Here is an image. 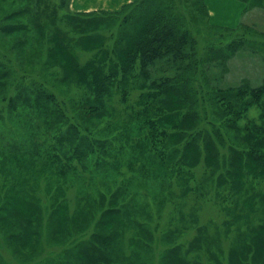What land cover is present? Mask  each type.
Listing matches in <instances>:
<instances>
[{
    "label": "rangeland",
    "instance_id": "rangeland-1",
    "mask_svg": "<svg viewBox=\"0 0 264 264\" xmlns=\"http://www.w3.org/2000/svg\"><path fill=\"white\" fill-rule=\"evenodd\" d=\"M171 1L191 43L182 48V59H156L145 83L164 84L161 123L177 134L196 125L195 135L202 129L195 116L209 111L211 90L264 83V0H241L244 11L232 28L211 23L204 10H198L200 1ZM18 7L16 3L7 11ZM23 9L28 28L23 30V56L11 50V39L6 41L1 33L0 50L23 67V95L32 100L36 89L29 80H38L63 102L64 111L58 116L48 108H32L23 97V112L16 109L0 121L11 148L18 144L17 150L23 143V177L26 171L28 179L34 177L32 184L23 181V250L12 251L5 230H0L2 264H79L84 246L101 247L106 236L110 244L99 264H264L259 244L260 236L264 239V175L252 172L249 179L234 182L227 172L233 169L230 146L241 144L247 121L260 123L264 96L247 108L237 127L223 128L220 119L207 113L208 127L214 124L221 133L220 144H213L216 163L205 164L202 134L198 141L192 134L171 135L168 156L176 159L189 140L197 150L196 162L191 165L184 152L185 160L177 166L191 175L177 174L166 166L169 159L161 164L150 154L149 160L147 149L139 151L134 145L144 142L146 126L136 114V93L125 92L131 79L122 84L115 76L104 87L107 83L100 84L91 66L82 76L83 65L97 58L96 50L84 44H71L69 50L78 70L72 69L59 44L51 54L58 36L64 40L79 36L74 22L63 17L71 11L67 4L23 0ZM105 27L90 25L84 35L93 36ZM114 28L110 36H117ZM103 33L111 41L108 32ZM113 58L115 62V54ZM188 95L199 99L197 108L184 103ZM178 98L181 108L175 102ZM170 113L175 122H170ZM81 133L76 144L72 137ZM9 181L10 175L1 170L2 191L8 190Z\"/></svg>",
    "mask_w": 264,
    "mask_h": 264
},
{
    "label": "trees",
    "instance_id": "trees-1",
    "mask_svg": "<svg viewBox=\"0 0 264 264\" xmlns=\"http://www.w3.org/2000/svg\"><path fill=\"white\" fill-rule=\"evenodd\" d=\"M181 1L186 3L200 1L202 7L198 10L203 13V9L206 18L208 17L203 0ZM60 2L66 3L68 7V0H60ZM16 3L19 5L18 8L7 11L8 6ZM174 6L171 0H136L123 5L118 11L74 12L68 10L69 12L63 17L67 21L74 22V25L77 26L74 32L79 36L66 40L63 39L62 35L61 37L58 36L57 40L59 42H54V47L49 50L51 54L55 55L56 43L59 44L57 48L64 49L62 54L66 60H70L72 69L78 70L73 54L71 55L69 50L71 44L74 47L76 44H84L89 46L90 49L96 50L95 55L97 58L93 61H87L83 65L82 76L85 74L84 69L91 66L95 68L97 75L100 77V84L107 83L104 87L110 86L108 83H111L110 81L115 76H120L122 84L131 79L125 92L133 91L136 93L133 98L136 100L137 105L136 114L146 126L144 142L135 143L134 145L139 148V151L143 147L147 149L149 160H151L150 156L152 154L158 157L161 164L169 159L170 165L166 166L172 167L173 170L177 171V174L187 173L191 175L192 171L179 170L177 167L181 161L185 160L184 152L188 154L186 159L192 161L191 165L196 162L197 150L190 143V140L185 142L182 152L176 159L168 156L170 153L167 152L166 146L171 135L180 137L187 135L189 137L196 125L186 131L182 130L180 134L171 133L161 123L164 116V113L161 114V112L165 108L161 102V95L165 92L164 84L155 80L149 84L145 83V80L150 77L152 69H154L156 59L158 61L167 56H177L182 59L180 57L182 56V48H186L191 43L187 29L179 27V17ZM23 11V0H0V12H2L0 15V33L7 38L6 41H8V38L11 39V50L18 51L21 55L23 54V30H28L26 24H23ZM102 24H106L108 27L100 29L95 34L93 33V36L84 35V31L88 26ZM115 25L118 29L117 36L114 34L110 36V33L115 29ZM104 31L108 32L111 41L105 40ZM57 34L59 35V33ZM69 35L72 36L71 33H67V36ZM202 61L204 60L202 59ZM192 71L195 72V70ZM23 78H26V75L23 74V67L14 61L11 55L0 50V121L3 116L9 115L10 112L15 114L16 109L23 112V97L32 108L33 106H38L40 109L48 108L51 110V114L63 115V102H57L53 92L44 86L43 82H38L35 79L29 80L31 86L36 89L33 90L34 96L30 100L29 96L23 95ZM208 94L209 111L204 110L206 112H203L202 115L195 116L196 122L200 124L202 129L195 131V135L192 134V139L195 141L202 139L201 134L204 137L202 141H205L207 145L206 166L212 161H215V163L218 161L217 155L213 152V150H216L213 144H220L219 138L221 135L220 128H216L214 124L208 127L209 124L205 121L207 113L209 114L211 111V116L220 119L223 128L239 126L238 120L245 116L247 108L257 104L264 96V83L255 87L240 84L226 91L220 87H215ZM186 99L184 103L189 104V109L192 105L197 108L198 98L194 95H188ZM181 101L182 98L175 99L180 108L182 106ZM89 109L95 110V106H89ZM153 115L156 116L155 120L150 118ZM169 116L170 122H175L174 115L170 113ZM243 127L246 128L247 133L244 134L242 140L240 139L241 144H232L229 150L233 153L230 157L233 169H228L227 172L234 182L237 179H249L248 175L251 176L252 172L264 175V111L260 113V123L247 121ZM82 134L74 135L72 140L74 139L76 144H80L78 141L79 136ZM85 136L88 141L89 136L87 134ZM213 136L218 141H215ZM6 138L5 133L0 130V174L2 170L4 174L10 175L11 178L8 190L2 191L0 188V230H5L6 244L11 246L12 251L17 252L23 250V181L31 180L30 184H32V178L34 177L30 176L28 179L30 173L28 171L24 173L25 176L23 177V143L19 149L14 150L18 144L11 148ZM77 154L80 156L81 150L77 151ZM52 157L53 159L48 161L50 165L54 163V153ZM7 165L9 166L6 167ZM35 173L32 175H35ZM230 178L225 176L224 180L230 182ZM0 184L3 185V183ZM31 205L33 206V204ZM33 217L35 219L34 214ZM101 239V243H104L101 247L84 246L80 251L83 261L79 264H99L98 259L105 254V246L108 248L110 244V236ZM262 239L263 237L260 236L259 244L264 250V239L263 241ZM4 261L0 258V264Z\"/></svg>",
    "mask_w": 264,
    "mask_h": 264
},
{
    "label": "crops",
    "instance_id": "crops-1",
    "mask_svg": "<svg viewBox=\"0 0 264 264\" xmlns=\"http://www.w3.org/2000/svg\"><path fill=\"white\" fill-rule=\"evenodd\" d=\"M136 0H68V8L74 12L95 10L118 11L123 5ZM211 23L219 26L235 27L244 6L241 0H203ZM239 21V20H238ZM239 23V22H238Z\"/></svg>",
    "mask_w": 264,
    "mask_h": 264
}]
</instances>
